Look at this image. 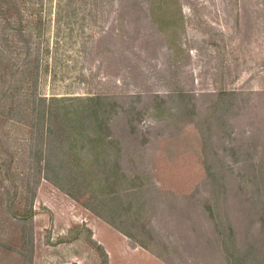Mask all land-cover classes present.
<instances>
[{
	"label": "rangeland",
	"instance_id": "rangeland-1",
	"mask_svg": "<svg viewBox=\"0 0 264 264\" xmlns=\"http://www.w3.org/2000/svg\"><path fill=\"white\" fill-rule=\"evenodd\" d=\"M41 1L0 8V264H264V0Z\"/></svg>",
	"mask_w": 264,
	"mask_h": 264
},
{
	"label": "trees",
	"instance_id": "trees-1",
	"mask_svg": "<svg viewBox=\"0 0 264 264\" xmlns=\"http://www.w3.org/2000/svg\"><path fill=\"white\" fill-rule=\"evenodd\" d=\"M26 1L27 0H20V3H26ZM38 3H41L42 4V1L41 0H38ZM0 8H1V12L3 10L4 13H6L8 15H13V13H11L12 11H15L16 13H19V12H22L23 11L22 8H19L18 6H16V4H14L13 0H0ZM17 16H18V21H17V24H18V34L22 38L21 41L25 45L28 44V42H30V37L29 38L26 37L27 31H29L31 33L30 35H33V30L38 31L39 33H42V30H44L42 28V25L43 24H44V26L46 28L45 22H43V20L41 19V17L36 18L35 24L33 26H31L28 20H26V21L24 20L22 14L21 15H17ZM12 21H13L12 18L9 17L8 18V22H7V26L8 25L13 26V22ZM8 39L9 38L6 37L5 39L2 40V41H5L6 47H3L0 44V67L3 68V71L0 72V75H1L0 77H2V79H3L4 74H6V73H3V72L6 71L7 69H9L10 67H12V64H11L12 63L11 62V51H9L7 49L8 45H9V41H7ZM46 62H49V60L47 59ZM33 67L34 68L37 67V65L34 62H33ZM29 70L30 69H28V68H26L24 66V71L25 72L29 73ZM49 110L51 111L50 106L47 105V104H45V108H44V112L43 113H46L47 115H49L51 113V112H49ZM48 125H49L48 123H45L44 124V128H46ZM49 130L52 131L53 129L46 128V130H44V132L47 133V132H49ZM57 130H60V127H58ZM52 132H55V130L52 131ZM49 164H50V162H46V164H45L46 165V168L47 167H50L52 169V166H49ZM53 166H54V168H57V166L55 164H53ZM41 175H43L42 178H44L46 180H48V179L51 180V178L49 177V174L47 173V170L46 171L43 170L42 173H41ZM26 183H28V182H26Z\"/></svg>",
	"mask_w": 264,
	"mask_h": 264
}]
</instances>
